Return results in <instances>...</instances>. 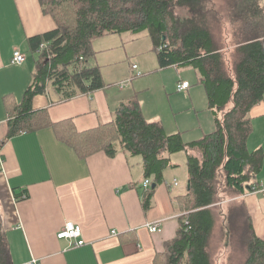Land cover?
Here are the masks:
<instances>
[{"label": "trees", "instance_id": "obj_1", "mask_svg": "<svg viewBox=\"0 0 264 264\" xmlns=\"http://www.w3.org/2000/svg\"><path fill=\"white\" fill-rule=\"evenodd\" d=\"M40 1L56 27L28 40L30 52L36 54L34 71L21 102L6 105L7 137L51 128L80 159L99 152L109 158L120 152L140 159L143 182L150 181L148 189L140 187L145 211L151 208L156 187L165 181V170L178 167L171 165V156L183 154L187 181L176 200L178 210L187 214L179 218L175 238L164 244L155 261L214 264L211 242L222 211L214 207L225 197L240 199L253 187L258 189L263 168L262 150L249 151L247 140L252 131L249 113L264 97V0H222V14L214 0ZM126 33L148 36L160 69L195 71L213 115V131L191 142L180 133L168 135L161 123L145 119L137 94L117 106L111 122L82 132L70 120L52 123L45 112L33 110V100L49 90L66 101L104 89L100 68L91 64L93 43ZM41 45L45 47L38 53ZM227 212L229 231L234 213L244 219L242 264H264V241L255 235L244 203ZM0 264H12L1 216Z\"/></svg>", "mask_w": 264, "mask_h": 264}, {"label": "crops", "instance_id": "obj_2", "mask_svg": "<svg viewBox=\"0 0 264 264\" xmlns=\"http://www.w3.org/2000/svg\"><path fill=\"white\" fill-rule=\"evenodd\" d=\"M55 27L40 0H0V216L11 263L156 264L164 244L175 238L179 218L187 214L178 210L176 200L184 194L186 181L164 178L145 211L140 159L120 152L114 158L99 152L80 159L57 140L51 128L7 137L6 105L21 102L34 71L36 54L30 52L28 40ZM141 35L130 34L128 39L123 34L110 35L94 41L91 64L100 68L104 89L66 101H59L49 90L33 100V110L45 112L52 123L70 120L82 132L111 122L117 106L137 94L145 119L161 123L168 135L180 133L185 142H191L210 133L214 119L211 129H205L206 120L199 115L207 110L213 116L205 91L200 98L195 82L189 83L184 72L192 70L195 75V71L160 69L151 42L138 43ZM15 50L25 54L22 64H12ZM183 81L190 87L177 92V84ZM122 83L126 86L119 88ZM203 99L206 107L199 103ZM249 117L252 131L247 149L262 150L263 168L256 180L260 192L239 198L255 235L264 241V97ZM193 130L195 134L190 135ZM175 157L180 160L171 165L185 160L183 154ZM220 217L226 213L221 211ZM157 221L161 231L150 233L146 224ZM66 222L80 227L84 245L76 247L74 240L57 238ZM223 246L227 247L226 241Z\"/></svg>", "mask_w": 264, "mask_h": 264}, {"label": "rangeland", "instance_id": "obj_3", "mask_svg": "<svg viewBox=\"0 0 264 264\" xmlns=\"http://www.w3.org/2000/svg\"><path fill=\"white\" fill-rule=\"evenodd\" d=\"M214 1H216L215 4H216V8H217L215 10H217L220 14H222L223 10H224L222 0H214ZM176 12L178 15L179 14L184 15V13L180 10H177ZM223 21H225V19H223ZM224 27L226 28L225 25H224ZM142 34L143 35H141L139 37V40L137 39L138 43H143L146 41L150 44V39L148 38V36L145 33H142ZM129 36H130V34H128V33L123 34V38L126 37L128 39ZM125 41H127V40H125ZM135 46L137 47L138 45H135ZM29 58L30 57H28V59ZM184 72L188 73L187 74V79H188L187 81L189 83L195 82L194 83L195 92H200L199 97L202 98V96H204L203 87H202V85L198 84L196 74L194 75V72L192 70H187ZM171 73H176V71L171 70ZM197 102H199V101H197ZM199 103L201 104L202 107L203 106L206 107V100L205 99L201 100V102H199ZM197 106H199V104ZM199 115L206 120V123L203 121V124H202L203 127L205 129H211V126L213 124V118H212L213 116H211L210 112L205 110L203 112H200ZM206 133H209V130ZM189 134L194 135L195 130L191 131ZM175 156H177V155L171 156V158H172L171 162L176 161L180 158V157H175ZM181 161L182 162H180V164H178L179 166L177 168H175V169L168 168L167 170H165L164 178L166 180H170L171 177L175 176L177 180H179L183 183L185 181H187L186 180L187 169L185 166V160L181 159ZM220 180H221V178H220ZM185 186H186V182L184 184V188H185ZM239 204H240V199H236L234 197L233 198L225 197V201H223L222 203L216 204L214 209H215V212H219L222 209V211H224V213L227 214L228 209L231 210L232 208H235ZM236 215H237V213H234L233 219L229 220L230 231L227 229L228 224L226 221V217H222V218L220 216L216 217L217 218L216 229H215V232H214V235L212 238L211 250H210L211 256L212 257L214 256L213 261L215 264H242V262L245 259V256H246V252H245V239H246L245 232H246V229L244 228L245 227L244 219L241 217L239 218ZM232 220L234 221V224H233ZM225 221H226V223H225ZM225 232H227L226 235L224 234ZM222 235H223V238H222ZM225 238H226V240H225ZM225 241L227 242V247L224 248L223 244Z\"/></svg>", "mask_w": 264, "mask_h": 264}, {"label": "built area", "instance_id": "obj_4", "mask_svg": "<svg viewBox=\"0 0 264 264\" xmlns=\"http://www.w3.org/2000/svg\"><path fill=\"white\" fill-rule=\"evenodd\" d=\"M45 47V45H41L39 47V50L37 51L38 53H40V51H42V49ZM25 61V54L21 53L20 51L18 50H15L12 54V59H11V62L12 64H22L23 62ZM133 70H135L137 68L136 65H133L132 66ZM139 75V73H137ZM126 86V83H122L120 84L118 87L119 88H124ZM190 87V84L188 82H179L176 86V90L177 92H185L188 88ZM173 184L176 186L177 185V182L174 181ZM150 186V181L149 180H145L143 182V189H148ZM260 192V189L258 188H254L251 190V192L249 193H258ZM248 194V193H246ZM185 223H187L186 220H184ZM148 231L150 233H159L161 231V221H157V222H154V223H149V224H146L145 226ZM57 238L59 240H74L75 245L76 247H79V246H82L84 245V241L82 240L81 238V229L79 226L71 223V222H66L63 229L57 234ZM27 264H39L38 261L36 260H32L31 262L27 263Z\"/></svg>", "mask_w": 264, "mask_h": 264}, {"label": "water", "instance_id": "obj_5", "mask_svg": "<svg viewBox=\"0 0 264 264\" xmlns=\"http://www.w3.org/2000/svg\"><path fill=\"white\" fill-rule=\"evenodd\" d=\"M187 187H189V183H187ZM152 189H155V185H152Z\"/></svg>", "mask_w": 264, "mask_h": 264}, {"label": "bare ground", "instance_id": "obj_6", "mask_svg": "<svg viewBox=\"0 0 264 264\" xmlns=\"http://www.w3.org/2000/svg\"><path fill=\"white\" fill-rule=\"evenodd\" d=\"M142 185H143V183H142Z\"/></svg>", "mask_w": 264, "mask_h": 264}]
</instances>
